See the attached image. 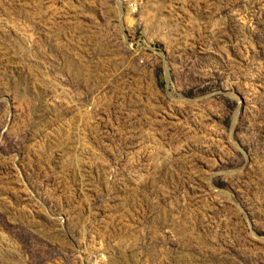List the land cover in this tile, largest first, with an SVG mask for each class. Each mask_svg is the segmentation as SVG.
I'll list each match as a JSON object with an SVG mask.
<instances>
[{"label": "rangeland", "instance_id": "obj_1", "mask_svg": "<svg viewBox=\"0 0 264 264\" xmlns=\"http://www.w3.org/2000/svg\"><path fill=\"white\" fill-rule=\"evenodd\" d=\"M0 264H264V0H0Z\"/></svg>", "mask_w": 264, "mask_h": 264}]
</instances>
